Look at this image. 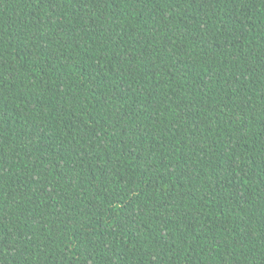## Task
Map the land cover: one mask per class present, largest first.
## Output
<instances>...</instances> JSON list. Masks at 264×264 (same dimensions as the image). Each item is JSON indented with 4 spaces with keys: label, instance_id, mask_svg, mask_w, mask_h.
<instances>
[{
    "label": "trees",
    "instance_id": "trees-1",
    "mask_svg": "<svg viewBox=\"0 0 264 264\" xmlns=\"http://www.w3.org/2000/svg\"><path fill=\"white\" fill-rule=\"evenodd\" d=\"M0 264H264V0H0Z\"/></svg>",
    "mask_w": 264,
    "mask_h": 264
}]
</instances>
